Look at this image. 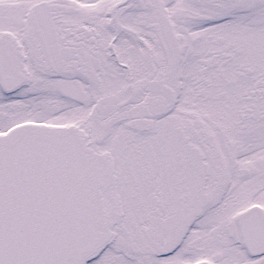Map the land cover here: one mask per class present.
Instances as JSON below:
<instances>
[{"label":"snow or ice","instance_id":"1","mask_svg":"<svg viewBox=\"0 0 264 264\" xmlns=\"http://www.w3.org/2000/svg\"><path fill=\"white\" fill-rule=\"evenodd\" d=\"M0 264H264V0H0Z\"/></svg>","mask_w":264,"mask_h":264}]
</instances>
